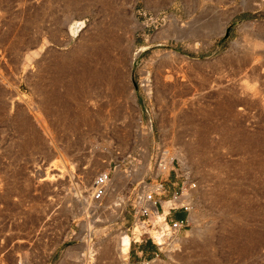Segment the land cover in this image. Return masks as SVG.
Listing matches in <instances>:
<instances>
[{
  "label": "rangeland",
  "instance_id": "374dc122",
  "mask_svg": "<svg viewBox=\"0 0 264 264\" xmlns=\"http://www.w3.org/2000/svg\"><path fill=\"white\" fill-rule=\"evenodd\" d=\"M142 181L186 193L168 246ZM87 263L264 264V0H0V264Z\"/></svg>",
  "mask_w": 264,
  "mask_h": 264
},
{
  "label": "built area",
  "instance_id": "2783aa9c",
  "mask_svg": "<svg viewBox=\"0 0 264 264\" xmlns=\"http://www.w3.org/2000/svg\"><path fill=\"white\" fill-rule=\"evenodd\" d=\"M158 164L161 165V159ZM108 172H100L93 180L91 199L100 202L107 190ZM163 184L142 181L131 193V206L134 217L143 229L139 236L146 235L158 247L170 245L188 225L190 205L185 201L186 193L182 189L174 192L164 208L161 195ZM183 214L182 216H179Z\"/></svg>",
  "mask_w": 264,
  "mask_h": 264
},
{
  "label": "bare ground",
  "instance_id": "6f19581e",
  "mask_svg": "<svg viewBox=\"0 0 264 264\" xmlns=\"http://www.w3.org/2000/svg\"><path fill=\"white\" fill-rule=\"evenodd\" d=\"M99 47V46H98ZM95 49V48H93ZM92 49V50H93ZM100 51V50H99ZM87 55L84 58V63H85V67L83 70L82 75H80V80H82V84L85 86H87L91 80H96V71H95V62L94 59L92 58V53L91 51L88 49L86 50ZM97 52H98V48H97ZM99 53V52H98ZM96 58V57H95ZM80 59V58H79ZM81 63V62H80ZM83 63V62H82ZM81 67H83L81 65ZM97 70V69H96ZM79 77V76H78ZM57 80V79H56ZM95 82V81H94ZM83 88V87H82ZM129 246H130V242L128 237L125 235L124 237H122V241L120 244V250H121V254L123 255V258H126V254H128V250H129ZM91 254V253H90ZM91 257V256H90ZM88 258V257H87ZM87 262V261H86ZM88 264V263H87ZM91 264V263H90Z\"/></svg>",
  "mask_w": 264,
  "mask_h": 264
},
{
  "label": "trees",
  "instance_id": "16d2710c",
  "mask_svg": "<svg viewBox=\"0 0 264 264\" xmlns=\"http://www.w3.org/2000/svg\"><path fill=\"white\" fill-rule=\"evenodd\" d=\"M183 214H180L179 216H182Z\"/></svg>",
  "mask_w": 264,
  "mask_h": 264
}]
</instances>
